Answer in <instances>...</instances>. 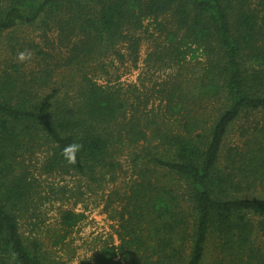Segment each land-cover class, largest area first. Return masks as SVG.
<instances>
[{
    "label": "trees",
    "instance_id": "trees-1",
    "mask_svg": "<svg viewBox=\"0 0 264 264\" xmlns=\"http://www.w3.org/2000/svg\"><path fill=\"white\" fill-rule=\"evenodd\" d=\"M148 18L163 35L157 58L179 65L151 91L155 110L85 70L108 51L122 57V42L135 57L126 32ZM20 25L54 27L71 70L61 85L53 68L0 73V264H61L18 226L36 186L23 157L38 135L51 146L44 172L91 182L113 169L116 148L146 143L131 158L135 179L113 192L118 243L97 264H264V127L221 157L234 123L264 114V0H0V32ZM71 143L83 145L74 165L61 154ZM80 216L60 211L54 245Z\"/></svg>",
    "mask_w": 264,
    "mask_h": 264
},
{
    "label": "rangeland",
    "instance_id": "rangeland-1",
    "mask_svg": "<svg viewBox=\"0 0 264 264\" xmlns=\"http://www.w3.org/2000/svg\"><path fill=\"white\" fill-rule=\"evenodd\" d=\"M56 31L52 26L46 30L20 25L0 32V73L3 70L12 71L15 66L20 75L29 79L37 77L43 69L53 68L54 74H57L56 83L61 85L66 82L71 70L65 67L70 50L62 45ZM126 33L139 39L135 57L127 48V43L122 42L116 46L122 57L112 50L108 51L105 56L92 61L85 70L100 84H118L129 103L146 99L147 110H155L158 101L151 91L171 79L179 65L172 61L161 62L157 58L163 35L156 30L152 18L143 20L138 30L130 29ZM26 49L33 53L32 59L21 63L17 59L18 53ZM201 59L199 56L198 60ZM73 66L72 70L77 72L76 66ZM261 127H264V114L255 112L240 117L225 137L221 157L227 147L241 145L251 134L258 136L259 133L254 131ZM32 144L33 148L23 158L36 186L18 216L20 233L25 239L37 238L42 242L47 258L61 264H97L95 256L98 251L107 244L118 243L117 214L121 203L117 195L123 194L126 186L135 179L137 172L131 158L134 151L147 147L146 143L116 148L113 169H104L102 174L98 172L96 182L73 173L44 172L42 166L51 146L41 135L36 136ZM148 146L152 148L153 144ZM109 196L113 202L107 205ZM64 209L80 214V220L62 243L54 245L59 213Z\"/></svg>",
    "mask_w": 264,
    "mask_h": 264
},
{
    "label": "clouds",
    "instance_id": "clouds-1",
    "mask_svg": "<svg viewBox=\"0 0 264 264\" xmlns=\"http://www.w3.org/2000/svg\"><path fill=\"white\" fill-rule=\"evenodd\" d=\"M33 53L31 50H24L18 53V61L23 63L32 59ZM83 147L80 143H71L62 150V156L65 158L68 164L74 165L76 163V153Z\"/></svg>",
    "mask_w": 264,
    "mask_h": 264
}]
</instances>
